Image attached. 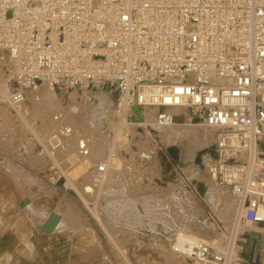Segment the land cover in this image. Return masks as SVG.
<instances>
[{"label": "built area", "instance_id": "2783aa9c", "mask_svg": "<svg viewBox=\"0 0 264 264\" xmlns=\"http://www.w3.org/2000/svg\"><path fill=\"white\" fill-rule=\"evenodd\" d=\"M0 63L12 110L42 87L106 89L119 125L210 129L200 165L240 221L264 226V0H0ZM161 237L197 264L247 261L232 246Z\"/></svg>", "mask_w": 264, "mask_h": 264}, {"label": "rangeland", "instance_id": "374dc122", "mask_svg": "<svg viewBox=\"0 0 264 264\" xmlns=\"http://www.w3.org/2000/svg\"><path fill=\"white\" fill-rule=\"evenodd\" d=\"M2 68L0 63V75L3 74ZM40 90L41 94L37 99H29L31 102L26 105L25 119L21 118L15 110H10L7 107L0 92V168H5L21 183L28 185L29 202L27 204H35V206H29L28 209L35 217L45 220L35 213V210L39 212L40 209H44L41 213L47 214L58 211L68 221V218H72L71 222H85L88 235L85 245L88 248V241H93L95 246L92 251V262L97 259L96 261L102 264H125L119 250L127 251L125 246L128 243H130L128 250L132 252V255L134 254V257H136L135 255L141 257L138 260L141 264H153L154 261H157L156 264H169L166 260V249L165 255L159 256L157 253L155 255L157 258L154 260L150 257L156 252L154 243L158 241L155 237H151L148 242H142L140 239L142 235L139 236L136 233L135 241L123 240L125 234L138 227H144L145 222L147 224L152 223L151 226H148L150 230H153L156 224H161L163 228L175 231V221H177L203 241L217 245L221 243L222 246L219 245L220 247L227 246L237 226L235 224L237 208L230 194L221 188L217 182L210 179L205 169L200 165V155L210 148L212 143L208 142V137L198 142L190 135L191 128L189 126L174 125L172 128L159 130L164 133L166 137L164 139L167 142L158 140L156 136L158 130L152 131L150 129L151 133H148L154 138L149 136V140L143 141L142 130L132 126H123V128L125 127L124 130L133 131V139L135 140L133 144L138 150L145 147L157 152L158 147H160L159 151L161 152L158 158L160 165L157 169L152 168L149 172V170L144 169L135 170L132 165H129V169L126 171L123 167L129 162L124 160L120 162L119 159L121 152L131 153L130 143L127 141L128 143H125L124 146L123 143H117L112 136L101 146L104 138L100 128L92 127L77 113H70L71 118L68 117L64 121V125L68 126L69 133H61L57 138L50 136V132L53 131L56 123L55 115L59 111L52 109L51 99L46 94L48 90L45 87L40 88ZM66 93H71V91ZM27 94L29 95V92ZM67 104L69 102L63 104L61 112L63 108H68ZM117 119L115 117V122L113 121L112 126L110 125L113 127L112 129H117L114 131L115 137L119 130L116 126L119 123ZM19 121L25 128L21 129V132ZM74 122H78V126L70 125ZM108 130H111L109 126ZM202 130L205 131L204 129L199 131ZM111 131L113 132V130ZM204 133V135L208 134ZM97 135L98 139L95 138ZM15 136H27L30 141L32 139L35 141V144L29 146L27 152L33 164L37 161V163L45 164L46 167L42 170L47 171L51 165L53 168L51 170L54 172H63V176L60 175L56 178L54 188L57 191H53V187H48L44 182L45 179L35 176L31 170L17 168L16 163L9 160L11 155L7 150L14 148V143L12 144L10 140H13L12 138ZM10 137L12 138L7 140ZM52 144L55 150H52ZM145 144L151 146H145ZM95 146L100 147L98 152H96ZM80 148L88 150L85 153V159L83 156V159H79ZM174 150L177 152H173ZM45 153H47L48 159L45 158ZM62 155H66L69 162ZM91 156L94 160H91ZM130 156L131 154L127 158ZM113 157H116L117 160L112 161ZM105 159L111 160L110 165L117 166H110L108 172L95 174L96 164ZM80 161H86L88 167L86 164L79 167ZM152 164L155 165V163ZM140 174H143L141 175L143 177ZM53 179L50 180L53 181ZM88 181L93 184V193L86 195L83 188L84 183ZM218 187L219 189L214 190ZM182 188L185 190L183 197H181ZM79 196H87L85 198L88 199L89 204L86 205V201H82V197ZM98 216L101 217L100 220L97 219ZM75 218L77 219L75 220ZM203 223H207L209 230L202 229L201 224ZM240 224L242 226L239 228L240 232H237L235 239L237 245V241L242 238L243 231L253 227L244 224L242 221ZM64 227L61 226L56 230ZM66 227L75 228L76 226L68 225ZM216 234L218 235L216 236ZM141 243L142 245L148 244L143 245V247L138 246ZM238 249L243 251L242 245H239ZM130 251L129 253H131ZM260 252L262 253L261 250ZM161 260H163L162 263H158Z\"/></svg>", "mask_w": 264, "mask_h": 264}, {"label": "crops", "instance_id": "0c3cea01", "mask_svg": "<svg viewBox=\"0 0 264 264\" xmlns=\"http://www.w3.org/2000/svg\"><path fill=\"white\" fill-rule=\"evenodd\" d=\"M77 118L79 119V117ZM77 123H70V125L78 126ZM20 124L21 128L19 130L21 132V129L24 127L22 123ZM98 135L95 138L98 139ZM11 138L12 137L7 140ZM12 139L13 140L10 141H12V144L14 143V148L7 150L11 155L9 160L14 161L17 168L31 170L35 176L45 179L44 182L48 187L54 188L56 185V178L60 175L63 176V172H54V170H51L53 169L51 165L48 167V170L45 171L42 170L46 167L45 164L37 163V161L33 164L30 161L27 152L29 146L35 144V141H32L33 139L30 141L27 136H15ZM95 148L96 152H98V148L100 147ZM52 150H55L54 145L52 146ZM44 156L47 158V153H45ZM62 156L69 162L66 155ZM53 160L56 162L55 159ZM91 160H94L92 156ZM85 164V162L80 161L78 166L82 167ZM94 173L97 175L99 174L98 169L96 170V166ZM51 178H54L53 181L50 180ZM182 190L181 197L185 195V190L183 188ZM53 191L57 190L54 188ZM28 192L29 188L27 184L21 183L14 175L8 173L5 168H0V264H102L96 261L97 259L95 260L96 262H92V245L89 249L85 245L88 240V235L86 233L87 225L85 222H71V220H73L72 218H68V221L67 218L62 216V219L56 224L54 230L61 226H65L64 228L49 232L41 231L44 220L35 217L28 209L31 205L35 206V204H27L29 202ZM76 219L77 218H75V220ZM68 225L76 227L67 228L66 226ZM151 225L152 223L147 224L145 228L138 227L132 230L124 235L123 240L130 242L135 241L136 233L139 236H143V231L149 230L147 226ZM244 241L245 239L242 238L241 245ZM94 246L95 244H93V247ZM249 251V253H244L242 251L245 258H247V261L242 264H264V257L260 251L250 249ZM251 256L255 259L254 263L250 262Z\"/></svg>", "mask_w": 264, "mask_h": 264}, {"label": "bare ground", "instance_id": "6f19581e", "mask_svg": "<svg viewBox=\"0 0 264 264\" xmlns=\"http://www.w3.org/2000/svg\"><path fill=\"white\" fill-rule=\"evenodd\" d=\"M1 72L3 74L0 75L2 77V78L0 77V88H1L0 92L2 93L1 96L5 97L7 91L10 89V85L8 83V80H7V75H5L6 73L4 71V68H2ZM40 94H41V90L40 89H38L37 91H30L29 95H28L27 105L31 102V101H29V99L32 98L33 100H35V99H37L39 97ZM46 94L51 99L52 109H56L57 111H59L55 115L56 123H55V125L53 127V131L50 132V134H51L50 136H53L54 138H57V136H59V134H61V133H65V134L69 133L68 130H67L68 126L64 125V121L68 117L71 118L70 113L71 114L77 113L78 116H81L86 122L90 123L92 125V127L94 126L95 128H100L102 136L104 138L103 141L101 142V146H103L105 144V142L107 140H109L110 137H112V136H113V139L115 138V141L117 143H123V145L125 143H128V142L130 143L129 149L131 150V153H130L131 156L129 158H127L130 154L127 153V152L126 153L121 152V155H120L121 158L119 159L120 162H122L123 160L129 162L128 165H125L123 167V168H125V170L129 169V167H128L129 165H132V168L134 167L135 170H137V169L138 170L139 169L143 170L144 169V170H147V171L149 170V172H150V170L152 168L153 169H157L159 167L160 164L158 162V158H159V155L161 153L159 151L160 147H158L159 149H157L158 150L157 152H154V150L151 149V148H145V147L142 148L141 150H138L135 147V144H133V142L135 141L133 139L134 138L133 131L124 130L125 127L123 128L122 125H119L120 122H119L118 119L117 120H118L119 123H117L116 126H117V128H119V130H118L117 135L115 137L114 131L117 130V129L114 130V129H112L113 127H111L112 126L111 124H113V121L115 122V115L113 114L112 101H111L110 93L108 92V90L104 89V90H97V91H72L71 93H66V92H63V91H55V92L48 91ZM66 102H69V104L66 105L68 108H63L62 112H61V108H62L63 104L66 103ZM59 106H61V107H59ZM7 107H9L8 104H7ZM9 108L11 110V107H9ZM15 111L18 113V115L21 118L25 119L26 103H25L24 106H21V108L15 109ZM147 117H148L147 118L148 122H152L153 121L152 120V118H153L152 115L149 114V115H147ZM108 126L111 128V130H113V132L111 130H108ZM189 127L191 128V131H190L191 134L190 135L193 136L192 138L194 140L200 142L203 139L208 137V142L209 143L212 142L213 133H212V131L210 129H207V128L203 127V126L202 127L201 126H189ZM169 128H172V127H169ZM169 128L154 129L156 131L158 130V133L156 134V136L158 137V140L160 139V140H163L164 142H167V140L164 139V138H166L164 133H162L159 130H166V129H169ZM198 128L204 129L205 130L204 132H206L208 134L204 135L205 133L203 132V130L199 131L201 129H198ZM121 130H122V133H120ZM150 130H153V129H150ZM150 130L147 128V129H144V130L141 131V134H142L141 136H143V141L145 139L149 140L150 137L154 138V137L150 136L151 134L149 135V133H151ZM125 131H127L128 133L127 132L125 133ZM153 134H154V132H153ZM188 134H189V132H188ZM124 136H126V137H124ZM169 141H170V139H169ZM146 145L147 144H145V146ZM148 145H150V144H148ZM79 150H80L79 159L80 160L83 159L82 156L85 159V153L88 150H86L85 148H80ZM173 152H177V151L174 150ZM109 157H111V156H109ZM116 160H117L116 157L112 158V161H116ZM84 162H86V161H84ZM100 162H104L105 163V171L100 172L98 170V172L99 173L108 172V170H109V168L111 166L110 165L111 160L110 159H105V160H102ZM100 162L96 164V170L98 169V166H99ZM152 163H155V165L152 164ZM86 165L88 167V164H86ZM136 165H138V166H136ZM115 166H117V165H115ZM112 167H114V166H112ZM82 170H84V169H82ZM126 171H128V170H126ZM141 175H143V174H140V176ZM135 176H137V174H135ZM141 177H143V176H141ZM92 185L93 184L91 183V181H88V182L84 183L83 190H84L86 195L93 193V186ZM217 189H219V187L218 188H214V190H217ZM79 197H82V196H79ZM85 197H87V196H85ZM85 197H82V199H83L82 201H86V205H87L89 203H88V199H86ZM102 203L105 204L104 201H102ZM234 203H236L235 200H234ZM236 208H237V215H236V220H235L236 223L235 224L237 226H236V229L234 230L235 231L234 234L232 233L233 236H232L231 240L227 244V246H229V247L232 246L233 250H238V245L235 243V239H236V236L238 234L237 232L239 231V228L242 226L240 224V221H239V218H241V215H242L240 206H237V204H236ZM43 210L44 209H40L39 212H36V210H35V213L39 214L42 218L45 219L44 220V224H43V229L45 231H48V232L49 231H53L55 229L56 224L59 223L60 220L62 219V214L60 212H58V211H54V212L48 213V214L41 213ZM96 213H98V212H96ZM42 214H44V215H42ZM96 217H97V215H96ZM100 218L101 217H99L97 219L100 220ZM145 223H144V228L147 225V223L146 224ZM173 224H174V222H173ZM175 224H176V229H175V231L172 230L173 232L170 231L169 229L163 228L161 224H156L155 228H153V230L149 229L148 230L149 232L144 237L142 236V238H140V239L142 240V242H148V240H151L150 239L151 237H155L157 239L158 242L154 243L156 245V252L150 256L153 260L157 258L155 256L157 253H159V256L165 255V249H166V251H167L166 260H167V262H169V264H190V263H193L195 261L189 259L188 257L186 258L183 255L175 253L172 250L168 240H164L162 237H161L162 239L160 238V233L162 232V233L165 234V236H167V235H170V236L177 235L180 242L203 241L197 235L190 233L189 232L190 230H188L187 227L179 224L177 221H175ZM201 226H203L202 229L209 230L208 226H207V223L206 224L203 223V224H201ZM250 226H253L250 230L258 232L261 236H264V226H260V225H250ZM245 231H243V233ZM217 235L218 234H216V236ZM167 238H169V237H167ZM262 240H263V242H262V244L260 246L259 251L261 250L262 253H263V256H264V239H262ZM205 242H207V241H205ZM208 243H211V242H208ZM93 244H94L93 241H91V242L88 241V249L90 248L91 245H92V248H93ZM129 244L130 243H128L125 246L127 251L123 252V251L119 250L120 254H121L122 258H123V261L125 262V264H141L138 261V260L141 259V257L139 255H135L136 257H134L133 256L134 254L132 255V252L130 250H128L129 249ZM147 244L148 243H146V245ZM219 245L222 246L221 243ZM138 246H142L143 247L142 243L140 245H138ZM129 251L131 253H129ZM142 252H143V254H145L144 251H142ZM163 260L159 261L158 263H162ZM156 262L157 261H154L153 264H156ZM105 263H108V261L107 262L105 261Z\"/></svg>", "mask_w": 264, "mask_h": 264}, {"label": "water", "instance_id": "95a60500", "mask_svg": "<svg viewBox=\"0 0 264 264\" xmlns=\"http://www.w3.org/2000/svg\"><path fill=\"white\" fill-rule=\"evenodd\" d=\"M41 231H45L43 227ZM243 238L245 239V241L242 242L244 253H249L250 252L249 249L259 251L263 240H262L261 235L258 232H255L253 230H246L243 233Z\"/></svg>", "mask_w": 264, "mask_h": 264}]
</instances>
